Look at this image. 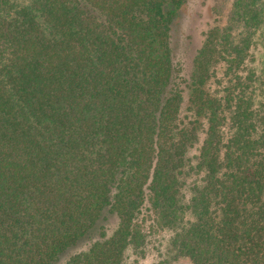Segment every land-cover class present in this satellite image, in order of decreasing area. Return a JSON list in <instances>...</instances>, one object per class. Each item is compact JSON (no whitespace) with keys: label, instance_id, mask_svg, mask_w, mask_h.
<instances>
[{"label":"trees","instance_id":"16d2710c","mask_svg":"<svg viewBox=\"0 0 264 264\" xmlns=\"http://www.w3.org/2000/svg\"><path fill=\"white\" fill-rule=\"evenodd\" d=\"M186 1L0 0V264H123L163 231L188 264H264V0H215L184 78Z\"/></svg>","mask_w":264,"mask_h":264},{"label":"rangeland","instance_id":"374dc122","mask_svg":"<svg viewBox=\"0 0 264 264\" xmlns=\"http://www.w3.org/2000/svg\"><path fill=\"white\" fill-rule=\"evenodd\" d=\"M215 0H187L181 8L176 12L172 28H171V46L173 49L174 63H176L180 69V75L187 77L191 73L193 68V59L199 48L201 47L203 40L208 31L215 27H223L226 24L227 13L230 8V4L226 6V10L222 15H215L213 7ZM259 50L253 49L250 57L247 60V71L258 68V61L260 60ZM218 71L213 78L211 89L214 92L222 91L227 87V77L225 75V65L220 62ZM245 70L241 74L245 75ZM255 104L259 101L255 100ZM185 108V106H184ZM186 115V111H182V117ZM225 133L228 135L229 131L225 128ZM197 145L192 149L187 158L192 165H195L198 155ZM194 178H189L186 184L183 186L186 199L189 197V187L193 183ZM116 218L113 215L105 214L102 221L99 222V226L104 225L107 230L112 231L115 228ZM173 232L163 231L156 235L147 237L146 244L137 251L129 250L126 253V257L123 264H188L186 259H177L176 253L171 247V237ZM86 245L80 244L76 247L69 249L64 253L56 264H62L64 260L71 254L84 250Z\"/></svg>","mask_w":264,"mask_h":264}]
</instances>
